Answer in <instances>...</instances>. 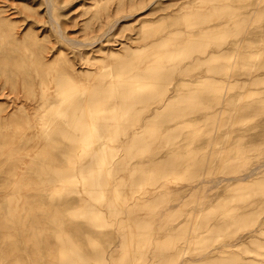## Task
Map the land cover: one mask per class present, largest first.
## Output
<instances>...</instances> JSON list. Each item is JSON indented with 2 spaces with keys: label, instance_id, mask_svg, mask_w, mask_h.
Listing matches in <instances>:
<instances>
[{
  "label": "rangeland",
  "instance_id": "374dc122",
  "mask_svg": "<svg viewBox=\"0 0 264 264\" xmlns=\"http://www.w3.org/2000/svg\"><path fill=\"white\" fill-rule=\"evenodd\" d=\"M51 15L0 0V264H264V0Z\"/></svg>",
  "mask_w": 264,
  "mask_h": 264
},
{
  "label": "bare ground",
  "instance_id": "6f19581e",
  "mask_svg": "<svg viewBox=\"0 0 264 264\" xmlns=\"http://www.w3.org/2000/svg\"><path fill=\"white\" fill-rule=\"evenodd\" d=\"M45 1V8H46V12H47V14H48V22H49V24L52 22V21H54V22H56V19H55V17H54V15H51V13H52V0H44ZM56 24H57V27H59L58 26V23L56 22ZM58 29V28H57ZM58 33L60 34V31H59V29H58ZM69 41V40H68ZM79 41H75V40H73L72 42H71V44H73V43H78ZM182 80H184L183 79V76H181L180 77V82L182 81ZM59 85H61L64 89H69L70 88V85H69V83H66V82H61V81H59ZM54 90H55V85H54V82L52 81V79L49 81V84H48V87L46 88V89H41V95H42V97L43 98H46V97H49L50 95H52V93L54 92ZM42 101V98H40V99H37V101ZM41 105H43V104H41ZM46 107V105L45 106H43L42 108V111H44V110H46V111H48V112H54V110L53 109H51V108H45ZM44 132H45V130H44ZM248 176V174H246V175H243L240 179L241 180H243V179H245L246 177Z\"/></svg>",
  "mask_w": 264,
  "mask_h": 264
}]
</instances>
